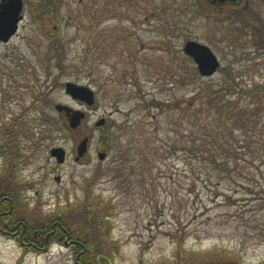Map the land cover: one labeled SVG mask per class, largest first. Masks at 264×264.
<instances>
[{
  "label": "rangeland",
  "instance_id": "374dc122",
  "mask_svg": "<svg viewBox=\"0 0 264 264\" xmlns=\"http://www.w3.org/2000/svg\"><path fill=\"white\" fill-rule=\"evenodd\" d=\"M21 2V27L0 44V193L17 218L63 215L98 264H264V127L228 135L234 122L198 113L195 94L226 73L264 80V0L223 11L209 0ZM188 40L217 57L213 76L194 75ZM56 105L85 114L77 130L62 131ZM38 249L0 233V264H75L68 245Z\"/></svg>",
  "mask_w": 264,
  "mask_h": 264
},
{
  "label": "trees",
  "instance_id": "16d2710c",
  "mask_svg": "<svg viewBox=\"0 0 264 264\" xmlns=\"http://www.w3.org/2000/svg\"><path fill=\"white\" fill-rule=\"evenodd\" d=\"M191 64L193 62L189 59ZM194 75L199 78L195 72ZM201 78V77H200ZM197 95V104H199L198 113L204 111L212 112L214 120L219 123L223 121H232L236 125L231 133L233 135L235 130H238L246 139L255 136L252 130L256 127H264V80L254 81L250 78H244L241 73H226L223 84H219L214 89H198L195 93ZM192 103V102H191ZM193 107V104H189ZM195 109V106L193 107ZM59 123L62 131L71 133V130L64 117L61 116ZM224 123L221 122L220 125ZM219 125V126H220ZM3 132L2 137L9 141H13V131L7 130ZM222 132V131H221ZM225 135V133H224ZM217 140V139H216ZM10 143V142H9ZM216 144V143H215ZM14 145V146H11ZM217 145V144H216ZM8 147H12L14 152H17V145L12 142ZM241 148H251L250 144L244 142ZM9 153V150H8ZM0 193V231H6L9 235L17 237L23 247L31 250L39 251L46 250L54 242H60L63 245H68L72 248L74 253L75 264H98L102 260L96 252V247L89 244L79 235H72L67 228L70 222L62 217L56 216L49 222L41 219L40 222L29 221L26 218H17L14 214V203L7 199V193L1 191ZM16 204V203H15ZM39 227H35L38 226Z\"/></svg>",
  "mask_w": 264,
  "mask_h": 264
},
{
  "label": "water",
  "instance_id": "95a60500",
  "mask_svg": "<svg viewBox=\"0 0 264 264\" xmlns=\"http://www.w3.org/2000/svg\"><path fill=\"white\" fill-rule=\"evenodd\" d=\"M22 2L21 0H2L0 4V41L7 43L9 39L17 31L18 22L22 19ZM183 52L186 56L190 57L197 68L198 74L203 77L213 76L220 66L217 57L206 45L200 44L195 41L188 40L183 46ZM65 92L74 100H78L87 106L94 104L93 92L85 86L75 85L73 83L65 84ZM55 109L58 112H63L67 118L68 126L70 129L75 130L81 124L85 114L78 110H73L67 106L56 105ZM105 123L104 119L98 120L95 127H101ZM88 138L83 139L76 147L75 161H78L87 151ZM52 158L55 159L57 164H62L65 161V150L61 147H54L49 151ZM98 159L103 160L105 153H98ZM59 182L60 178H54Z\"/></svg>",
  "mask_w": 264,
  "mask_h": 264
},
{
  "label": "flooded vegetation",
  "instance_id": "af4514ba",
  "mask_svg": "<svg viewBox=\"0 0 264 264\" xmlns=\"http://www.w3.org/2000/svg\"><path fill=\"white\" fill-rule=\"evenodd\" d=\"M1 1L2 0H0V4H1ZM210 1V3L212 4V6L214 7V8H217L218 10H220V11H223L224 9H226V8H228V7H236V6H238V5H240V2H241V0H209ZM23 6H24V4L22 5V12H21V17H22V19L18 22V25H17V31L15 32V34L9 39V41L14 37V36H16V34L18 33V30H19V28L21 27V22L23 21ZM236 10H237V8H236ZM9 41L7 42V43H2L1 41H0V44H4V45H9ZM0 233H2V234H6V235H9L6 231H2V232H0ZM11 236V235H10Z\"/></svg>",
  "mask_w": 264,
  "mask_h": 264
}]
</instances>
